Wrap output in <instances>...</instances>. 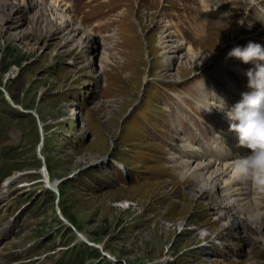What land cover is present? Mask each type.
<instances>
[{
	"label": "rangeland",
	"instance_id": "obj_1",
	"mask_svg": "<svg viewBox=\"0 0 264 264\" xmlns=\"http://www.w3.org/2000/svg\"><path fill=\"white\" fill-rule=\"evenodd\" d=\"M230 1L214 4L223 15L208 17L203 29L192 24L206 16L197 15L191 0H88L81 11L73 9L83 25L99 33L89 34L96 41L94 51L87 58L77 54V60L76 51L62 49L51 35L43 38L37 31L20 39L32 24L29 12L17 30L0 24V264H264L262 244L260 249L252 244L254 234L244 235L252 240L243 237L253 254L226 259L228 246L239 247L235 235L222 232L232 216L214 222L215 210L209 209L220 200L198 198L195 190L204 179L197 186L169 162L168 145H178L181 152L183 144L170 140L167 145L171 120L166 109L177 101L174 96L187 104L201 84L220 88L215 79L193 76L197 60H190L185 48L212 53L206 61H224L230 71L223 82L237 89L240 74L234 72L244 63L227 53L263 28L264 22L252 18L254 5L262 10L260 0H251L246 10ZM105 9L112 13H101ZM259 38L264 40L263 34ZM181 40L187 46H181L182 59L170 63L167 52ZM105 44L113 64L99 73ZM184 78L175 88L165 85ZM225 88L218 92L230 95ZM186 111L194 123L190 134L200 133L205 146L208 118L196 108ZM37 121L43 136L39 150ZM46 178L57 182L58 196L45 188ZM56 209L114 262L82 243Z\"/></svg>",
	"mask_w": 264,
	"mask_h": 264
},
{
	"label": "bare ground",
	"instance_id": "obj_2",
	"mask_svg": "<svg viewBox=\"0 0 264 264\" xmlns=\"http://www.w3.org/2000/svg\"><path fill=\"white\" fill-rule=\"evenodd\" d=\"M199 1L201 4L200 9L204 11V16L206 17L200 19L201 21L200 20L197 21L193 19L194 21L192 20L193 21L192 24H194L196 21V24L200 26L202 22L205 23L208 22L207 20L208 17L215 18L223 15L222 12L218 11L219 9L208 10L204 6L205 0H198V2ZM53 2L54 4H50V3L48 4L45 0H0V24L2 23L3 26H7L8 30H17L21 26L25 14L29 12L31 15L32 24H30L29 29L27 31H24L21 34L19 33L20 39L29 37L32 34H34V32L38 31L43 38H46L48 35H51L53 37L51 40L56 39L60 43L59 45L61 46L62 49L69 47L70 49L69 53L76 51L74 58L75 60H77L76 58L77 54L79 55L82 54L86 58L89 57V55L96 48V46L94 47L95 45L94 43H96L95 38L90 35L93 36L95 35L96 37H98L97 34L99 33L97 32L98 29L96 30L94 26L92 27L86 26L89 24L83 25L82 22L79 21L78 19L74 21L73 16L75 15V12L73 7L71 8L70 6L63 7L59 0H53ZM230 2L236 4L234 7H238V8L242 7V4H244L245 7L243 9L245 10L247 3L250 2L251 4V0H231ZM227 3L229 2H226L225 4L222 3L220 7L225 6ZM61 8L67 10L66 12L70 17L71 22L67 19L66 16H63V14L62 15L59 14L60 12L62 13L64 12ZM249 8L251 9V7ZM235 11L236 9L230 11L233 17L234 15H236ZM68 12L72 16H70ZM248 12H250V10ZM45 13H47L49 16V18L47 17L46 20L42 18L43 17L42 15H45ZM37 17H41L43 19L44 21L43 25L40 22L41 18H38L37 19L38 21L35 20ZM252 18L254 19L255 22H257V24L263 23L264 11L260 13H257L255 11V13L252 15ZM222 19H223L222 20L223 23H225V21L227 20V18H222ZM231 21L232 19L230 20V22ZM81 26L82 27L86 26L88 28L83 29L81 28ZM202 26L204 29L205 24H202ZM203 29L199 30L198 33H201ZM79 31H83V33H86V35L84 34L83 36H79ZM173 31L175 32V30ZM176 35L178 34H175V36ZM230 36H232V32ZM164 42H168V41L165 40ZM179 42H182V40ZM182 44L170 47L171 49L167 53H169L171 56L167 61L171 63L175 59L179 61L182 59V57L179 56L180 51H182L181 46L187 47L184 42H182ZM108 48L109 46L105 44V48L102 49L101 51L99 50L100 51L99 59L101 61L98 62V68L100 69L99 73L104 72L103 69H105L106 66H110L111 64H113L112 59L110 58L108 53H106V50ZM186 50L189 51L190 53L189 56L190 60L192 61L194 59L197 60L200 54H196L189 47L185 48V51ZM204 62H206V65L203 67V69H200V71L196 72L197 74L193 76H196V78L200 76L206 78L208 77V79L216 78L217 80L213 82L216 83L217 86L223 85L224 84L223 81L218 79L217 76H215L218 75V73L215 72L219 70V67L222 68L223 70L224 67L223 66L221 67L220 63L223 64L224 61L221 62L219 61L220 63H218V61L215 62L212 59H210L209 61H206L205 59ZM93 67H94V63L90 62L89 68H93ZM206 69H209L210 71H207ZM207 74L209 75L206 76ZM146 77H145L146 79L142 83H146L147 80H149L150 77L148 75ZM157 79L163 81L165 78L163 79L157 78ZM184 80L185 78L178 81L170 79L169 82L167 81L165 82V85L167 87L175 88L176 86H180L179 84L184 82ZM212 93H213L212 87L208 88L205 86V84H201L196 88V90L193 91V93L191 92L190 100L187 101V104H185L179 97L174 96V98H178L177 101H174L173 107H171L170 109H166V111H168L167 116L171 120V127L169 129L170 137L167 140V145L170 140H174L177 144L181 142L183 144L180 145L181 152L178 145L176 148L170 147L168 145L169 147L168 149L177 154L176 155L174 153H170L171 154L170 161L173 163L172 165L173 167H179V169H182L183 170L182 171L183 173L181 172L182 175L189 178L191 181L193 180L195 185L198 186V184H200L202 179H204L203 183H201L198 186V189L195 190L199 192L198 198L203 199L206 197H211L212 199V197L215 196L217 197L216 199H214L215 203H217V201L220 200L221 203L220 205L216 204L215 206H213V208L209 209V211L215 210V212H213V215L216 216V218H214L213 220L214 222H217L222 219L225 220L224 218L230 219V216H232L231 223L228 224L227 222V224L223 225L225 229H223L222 232H226L224 233L226 236H229L231 238L232 235H235L237 240L241 241L242 239L244 243H246L248 241L244 240L243 237H246L247 240H252V239L244 235L254 234L256 235L257 238L255 239L257 240L254 239L255 243L252 244L254 245L255 248L260 249L261 246L259 244L260 242L262 244L260 250L262 251V249L264 250V236H263L264 235V192L259 191L254 181L249 180L250 184L248 187V196L244 198L241 197L240 195L243 194L242 189L241 188L234 189L233 187L236 184V179H234L235 164L231 166L230 162H226L221 164L220 166L214 165V161H212L210 155H207L206 150L201 147L202 144H199L198 138L197 137L195 138V134L194 133L190 134L191 124L194 125V123L192 122L190 116L187 114L186 110L188 109L192 110L196 108L202 115H205L207 113H214L216 115L226 116L224 113L219 112V110L216 108L220 104V101L218 99L219 95L215 96V94ZM212 101L213 102L217 101L218 104L213 105ZM175 109L176 111L174 112ZM211 109H213V111H211ZM210 119L213 120L215 126L216 124H218L216 123V118L210 117ZM177 136L180 138L179 141H177ZM172 155H175L176 158L175 156ZM171 157L173 159H171ZM174 162L176 165L174 164ZM211 165L214 166L212 167ZM118 168L123 169L124 171L122 165L119 166ZM49 184L51 183L49 182ZM234 194L239 195V197H234ZM218 211H222V213L219 216L216 215ZM246 253L247 250L246 252L244 251L243 253H241L239 256L247 257ZM233 262L237 263V261H233Z\"/></svg>",
	"mask_w": 264,
	"mask_h": 264
},
{
	"label": "clouds",
	"instance_id": "obj_3",
	"mask_svg": "<svg viewBox=\"0 0 264 264\" xmlns=\"http://www.w3.org/2000/svg\"><path fill=\"white\" fill-rule=\"evenodd\" d=\"M211 54L201 53L198 56L193 63L194 75L197 74L194 67L202 65ZM227 56L253 65L245 72L251 91L242 93L241 100L227 111L221 98H218L220 104L216 107L225 111L230 121L229 131L236 133L239 146L250 153L235 163L234 179L252 180L257 189L264 192V46L249 41L243 47L232 48Z\"/></svg>",
	"mask_w": 264,
	"mask_h": 264
},
{
	"label": "water",
	"instance_id": "obj_4",
	"mask_svg": "<svg viewBox=\"0 0 264 264\" xmlns=\"http://www.w3.org/2000/svg\"><path fill=\"white\" fill-rule=\"evenodd\" d=\"M19 110H20L21 112H24V113H27V114H31V115H33L34 117H36L35 113H33V112H27V111H23V110H21V109H19ZM37 125H38V128H39V134H40V142H39V145H38V147H37V150H39L40 147H41V145H42V142H43V136H42V131H41V125H40V123H39L38 121H37ZM50 183H51V184H49V181H48L47 178H46V179H45V188H46L47 190H50L51 192H53L55 195L58 196V191H57V189H56L57 182H56V181H53V182H50ZM56 213H57V216H58L59 220H60L63 224L67 225L70 229H72V230L74 231V233L76 234V236L81 240L82 243L88 245L89 247H92V248H94V249H97V250L100 252V256H101V258H106V259H108L109 261L114 262V260H113L111 257H109L107 254H105V253L102 251L101 247L96 246V245L91 244V243H88V242L86 241V239H85L81 234H79L78 232H76V231L73 229V227L69 224V222L61 216V214H60V212H59L58 209H56Z\"/></svg>",
	"mask_w": 264,
	"mask_h": 264
}]
</instances>
